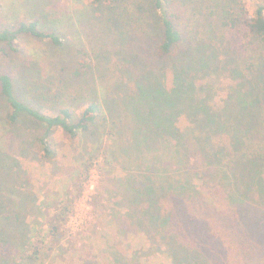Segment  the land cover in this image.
Here are the masks:
<instances>
[{
    "label": "trees",
    "instance_id": "1",
    "mask_svg": "<svg viewBox=\"0 0 264 264\" xmlns=\"http://www.w3.org/2000/svg\"><path fill=\"white\" fill-rule=\"evenodd\" d=\"M193 1L92 0L91 16L104 25L103 42L96 43L97 30L91 38L101 49L95 59L89 40L92 50H76L71 73L41 64L39 70L28 62L17 74L0 66V251L16 248L19 261L14 264H39V247L46 238L57 237L60 228L72 234L67 222L80 202L81 186L93 173L98 186L111 184L110 194L118 197L114 207L124 211L121 217L119 212L111 215L108 224L121 235L134 226L144 241L163 244L170 264H196L191 259L200 256L204 264H214L202 246L190 240L183 244L170 230L178 195L194 194L196 203H205L225 220H239L238 204L264 205V185L254 187L264 179V0H208L203 11ZM113 33L119 38L112 51L106 40ZM130 33L155 46L151 62L125 45ZM24 37L61 44L38 18H23L0 26V54L17 51L15 41ZM232 38L243 49L249 47L251 55L221 56L220 49ZM217 70L228 82L221 86L224 96L214 102L207 78ZM169 76L174 102L179 101L188 115L189 123L178 130L172 128L175 110L164 92ZM75 77L86 87L69 88L67 82ZM128 85L144 97L121 106ZM158 106L163 117L155 110ZM209 118L226 125L225 130L214 128L216 140L195 134L197 122ZM56 132L69 140L67 147L75 142L71 152L76 165L66 166L65 175L81 182L66 204L53 205L54 198L46 197L45 206H53L40 221L21 156L34 146L43 158L54 159ZM77 145L79 150L74 149ZM106 233L104 250L114 239ZM0 258L7 262L3 252Z\"/></svg>",
    "mask_w": 264,
    "mask_h": 264
},
{
    "label": "rangeland",
    "instance_id": "2",
    "mask_svg": "<svg viewBox=\"0 0 264 264\" xmlns=\"http://www.w3.org/2000/svg\"><path fill=\"white\" fill-rule=\"evenodd\" d=\"M91 1L0 0V26H12L20 19L35 17L39 19L45 28L54 31L61 39L60 45L52 46L46 41L41 42L28 37L20 38L15 41L17 51L7 49L5 53L0 54V66L8 68L14 74H17L20 72L19 70L24 62H28V66L39 70H41V66L39 65L41 64L51 69L52 67H61L63 72L71 73L76 65V50H92L89 40H91L93 46V50L90 52L91 58L94 57L95 59L94 55L100 53L101 49L93 44L91 38H93L95 30H97L98 40L96 43L101 44L103 42V33L101 31L104 25L94 21L95 17L91 16V11L88 9V7H91ZM207 3L208 0H194L192 5H195L196 8L199 7L203 11L204 8L206 10ZM250 11L252 13L251 8ZM202 14L204 15V12ZM192 15L199 17V15ZM191 18L194 19L192 16ZM87 20H90V22ZM191 22L193 21L191 20ZM132 34L130 33V36L125 38V45L134 46V48L142 53L140 54V58L145 59L146 57L151 62L155 46L136 39L138 37L133 38L134 35ZM117 37L119 38L116 33H113L106 40L110 44L112 51L118 46V42L115 43V41H118ZM241 44L237 38H232V41L229 42V45L225 49L219 48L221 56L225 53L224 57L228 58L232 56V59H243L245 56L251 55L249 47L243 49ZM92 60V69L95 70V63ZM28 66H26L27 69H29ZM227 82L228 79H224L223 74H219L218 70L207 78V85L210 92H213V96L210 97L212 101L221 100L225 92V90L221 89V86H224ZM86 84L84 82L81 83V79L78 77L71 78L67 82L69 88H83L86 87ZM155 86L153 85V87ZM164 86V92L171 99L175 110L171 117L172 128L175 130L181 129L189 123L187 121L188 115L179 101L174 102L170 76L165 80ZM123 88H127L130 92L124 97L121 106L123 102L134 103L144 97L140 91H131L132 87L129 85ZM66 90L69 92V89ZM131 93L135 97L132 98ZM119 97L120 99L122 98L121 95ZM76 101L74 99V102ZM124 107V105L121 107L122 111ZM46 108L48 107L46 106ZM155 110L158 111V114L161 112V116L163 117L162 108L158 106ZM171 112L173 111H169L167 114ZM197 123L200 125L194 128L196 129L195 134L206 135L210 137V140L217 139L214 128L226 129L223 121L211 118L198 121ZM55 139L57 152L54 159L43 158L41 152L34 146L25 149V156H21L25 157L21 160V165L29 179L30 189L33 191L35 197H37L36 205L41 212V217L39 216L38 219L40 221L43 220L42 215L44 213L46 214L52 210L55 202L59 203V205L61 202L62 204H66L68 199L75 196L76 186L81 182L78 179L72 180L69 178V175V177L65 175L67 172L65 167L69 168L70 165L74 167L76 164L72 159L73 153L71 152V147L75 145V142L72 141L71 147H67V141L69 142V140L65 136H60L57 132L55 133ZM194 140L196 145L202 144L201 140ZM74 149L79 150L80 148L77 145ZM89 152L90 147L88 146L85 153L86 157ZM78 154L81 156L82 152ZM80 172L76 174L75 178H79ZM90 181V183L85 182L78 193L80 198H82L79 204H81L84 210V212L82 210V213H80L79 220H82L81 223L77 228H73L67 222L68 225L66 227L72 234L60 228L57 237H53L52 240L50 239L51 237L46 238V243H42L43 245L39 247L36 262L39 264H170L172 260L166 247L163 244L157 247V243L151 244L147 240L144 241L142 236L135 232L137 229L134 226L129 231L123 232V235L121 233L110 232V236H113L114 239L105 250L102 248L107 237L104 225L99 226V228L90 227L96 220L94 203L97 204L101 200L116 201L118 197L110 194L109 190L112 187L111 185H107V190L103 192H107L106 195L108 197L104 196L105 198L103 199L102 195L99 194L101 185L98 186L97 175L93 173ZM69 183L70 186L68 185ZM263 185L264 179L261 178L257 180V184L254 187L257 189ZM46 197L50 199L54 198V203L50 207L48 205L45 206L44 201ZM260 200L264 201V197L261 196ZM196 202H198V199L194 194L188 198L178 195L176 199V213L169 227L172 233L177 235L183 244H187L188 240H190L196 245L202 246L205 256L214 264H264L263 204L258 206L252 203L238 204L237 207L240 208L241 213L237 221L225 220L215 215L211 209H208L205 203ZM67 205L69 206L70 203ZM124 219H121V221ZM193 226L196 228V231ZM216 234H221V236L219 237ZM11 241L17 243V239H11ZM48 243L51 246L50 248L46 245ZM12 245L14 246V244ZM229 245L235 249V254H233V250ZM1 248L2 244L0 243V250ZM230 249L231 251H229ZM105 251L109 252V257ZM2 252L7 258V262L6 259L0 258V264H14L19 261L16 256V248L9 246L7 249L4 248L3 251H0V254ZM191 262L204 264L202 256L191 259Z\"/></svg>",
    "mask_w": 264,
    "mask_h": 264
},
{
    "label": "crops",
    "instance_id": "3",
    "mask_svg": "<svg viewBox=\"0 0 264 264\" xmlns=\"http://www.w3.org/2000/svg\"><path fill=\"white\" fill-rule=\"evenodd\" d=\"M105 184L106 183L102 182V184L100 186L101 189L99 192V194L102 195L103 199L105 197H108L106 195L107 192L104 193L103 191L107 190V185H111L110 183H107L106 185ZM68 185L70 186V183ZM114 202H115L114 200H112V201L111 200H107V201L101 200V202H98L97 204L94 203V213L96 216V220L90 226L91 228H93V227L99 228V226L104 225V231L105 232L109 231V232L117 233L115 225L108 224V220H109V218H111V215L114 216L116 212H119L118 216L121 217L123 215V213H122L123 209L121 207L118 209H115ZM109 213H111V215H109ZM116 215H117V213H116ZM100 229H101V227H100Z\"/></svg>",
    "mask_w": 264,
    "mask_h": 264
},
{
    "label": "built area",
    "instance_id": "4",
    "mask_svg": "<svg viewBox=\"0 0 264 264\" xmlns=\"http://www.w3.org/2000/svg\"><path fill=\"white\" fill-rule=\"evenodd\" d=\"M91 181H90V179H89V181L87 182V183H90ZM84 195V194H83ZM83 197V196H82ZM81 199L82 198H80V202L79 203H81ZM78 203V204H79ZM76 205V207H75V212H74V214L70 217V219L68 220V223H69V226H71V227H73V228H77V226L81 223V221L82 220H79V218H80V213H82V210H83V208L81 207V204H79V205ZM83 212H84V210H83ZM85 214H86V212H85Z\"/></svg>",
    "mask_w": 264,
    "mask_h": 264
}]
</instances>
